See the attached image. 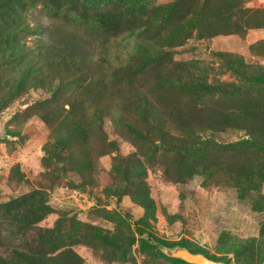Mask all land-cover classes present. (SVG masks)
Wrapping results in <instances>:
<instances>
[{"label": "rangeland", "instance_id": "rangeland-1", "mask_svg": "<svg viewBox=\"0 0 264 264\" xmlns=\"http://www.w3.org/2000/svg\"><path fill=\"white\" fill-rule=\"evenodd\" d=\"M86 1L90 10L121 13L123 23L101 36L112 37L110 54L143 57L145 74L133 81L158 106L153 119L171 135L202 144L175 151L155 135L132 136L107 119L108 144H96L108 153L95 154L97 171L87 188L73 173L59 179L49 152L54 135L39 116L46 103H38L50 93L34 74L28 80L24 74L35 38L4 47L0 41V86L12 79L9 73L14 78L0 90V201L31 194L34 210L24 218H40L14 233L18 226L0 212V257L16 250L8 264H28L25 256L51 260L71 251L79 260L60 264H185L163 256L161 245L148 238L153 235L185 241L228 264H264V148L256 145L264 146V0ZM59 31L63 38L74 33L92 41L83 27ZM155 46L170 52L149 62ZM185 69L183 76L196 86L209 83L227 92L186 96L165 85L166 75L158 77ZM114 234L118 241L105 239Z\"/></svg>", "mask_w": 264, "mask_h": 264}, {"label": "trees", "instance_id": "trees-1", "mask_svg": "<svg viewBox=\"0 0 264 264\" xmlns=\"http://www.w3.org/2000/svg\"><path fill=\"white\" fill-rule=\"evenodd\" d=\"M198 1L206 5L209 0ZM39 4L42 8H38ZM88 5L86 0H0V41L4 44L2 47L12 41L19 43L21 38L26 36L35 38L36 51L26 63L28 70L32 72L26 70L24 74L26 80L32 79L34 74L44 85L43 89L50 93V98L43 99L38 105L46 103V110L39 116L54 135V150H49V152L56 159L55 170L59 175L61 174V177L57 176L56 178L55 176V179L59 177L61 179L73 173L82 180L78 185L85 187L84 189L87 188V182L97 171L93 163L97 161L96 155L108 153L104 150L99 151L96 144L102 139L104 140L100 144H108L106 142L108 134L104 129L107 119L114 120L116 129L121 127L120 130H125L132 136L153 140L155 135L156 140L162 146L175 151H188L202 144V140L199 138L195 141L171 135L159 121L153 119V113L158 111V106L150 99L147 91L139 88L133 81V79H141L142 74H145V63L140 62L143 57L131 54L127 60L119 55L110 54L108 49L112 37L105 36L106 38L102 39L101 36L109 33L112 26L122 21L121 13L110 10L93 11L88 8ZM38 11L44 12L50 19V23L39 18ZM61 26L72 29L83 27L91 33L89 37L92 41L83 40L81 42L74 33L65 35L63 38L58 35ZM169 49L155 46L153 50L156 56L149 62H154V59H164L166 53L170 52ZM144 51L146 52V47ZM2 69L5 70V67H0V70ZM168 70L170 73L173 71L172 68ZM187 71L185 69V72L182 70L170 76L158 74V77L162 79L166 75L163 81L165 85L178 88L182 93L187 94L186 96L191 94L201 97L203 93L225 94L227 92L223 86H213L209 83L196 86L193 81L189 82V79L183 76ZM11 76L9 73L8 79H12L7 80L5 85L13 83L11 81L14 78ZM3 77L5 75L0 71V80ZM26 80L24 79V81ZM5 85L0 86V90H3ZM23 88V84L18 86L20 90ZM8 91L10 89L6 88L7 94ZM198 99L200 100V98ZM194 101L196 102V98ZM137 124H142L141 131L135 128ZM157 124L162 129L157 127ZM148 127L152 130L144 133V129ZM256 145L259 150L264 148L258 142ZM114 146L115 143L110 147L112 150L118 151ZM116 194L121 195L122 192ZM32 198L34 196L29 194L12 197L4 203L0 201V212L5 216L7 224L18 226L14 233L25 228L29 221L33 223L40 221V218L33 216L31 220L24 218V215H27L26 212L34 210V203H31ZM47 210L51 212V208L48 206ZM138 230L142 232L139 226ZM104 236L106 240L108 237L116 238V240L120 238L116 234ZM148 238L158 248L161 244L168 246L182 244L193 252L204 253L215 260H225L210 255L205 250L191 248L185 241L179 243L160 241L153 235H149ZM161 254L170 258L163 252ZM15 255H17L16 250H11L6 259L0 257V264H8L10 260L13 261ZM64 258L79 260L78 256L71 251L62 252L51 260L42 256L33 258L25 256L24 260H27L28 264H60ZM174 260L186 264L181 259ZM18 264L21 263L18 262ZM66 264L69 263L66 262Z\"/></svg>", "mask_w": 264, "mask_h": 264}, {"label": "water", "instance_id": "water-1", "mask_svg": "<svg viewBox=\"0 0 264 264\" xmlns=\"http://www.w3.org/2000/svg\"><path fill=\"white\" fill-rule=\"evenodd\" d=\"M161 248L167 256L181 259L190 264H228L225 261L210 258L204 253L193 252L188 247L181 244L173 246L161 244Z\"/></svg>", "mask_w": 264, "mask_h": 264}]
</instances>
